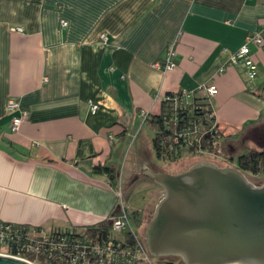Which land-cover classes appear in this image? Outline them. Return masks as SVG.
Here are the masks:
<instances>
[{
	"label": "crops",
	"instance_id": "crops-1",
	"mask_svg": "<svg viewBox=\"0 0 264 264\" xmlns=\"http://www.w3.org/2000/svg\"><path fill=\"white\" fill-rule=\"evenodd\" d=\"M254 31L264 40V0H0V220L50 232L112 217L93 167L153 169L141 141L155 156L146 117L169 92L215 85L219 153L264 146V43L253 80L231 64ZM9 98L29 110L16 132Z\"/></svg>",
	"mask_w": 264,
	"mask_h": 264
},
{
	"label": "water",
	"instance_id": "water-1",
	"mask_svg": "<svg viewBox=\"0 0 264 264\" xmlns=\"http://www.w3.org/2000/svg\"><path fill=\"white\" fill-rule=\"evenodd\" d=\"M163 189L145 228L153 256L186 264H264V182L201 160L177 173L143 168ZM0 264H36L0 253Z\"/></svg>",
	"mask_w": 264,
	"mask_h": 264
},
{
	"label": "trees",
	"instance_id": "trees-1",
	"mask_svg": "<svg viewBox=\"0 0 264 264\" xmlns=\"http://www.w3.org/2000/svg\"><path fill=\"white\" fill-rule=\"evenodd\" d=\"M146 120L154 128L153 148L159 159L169 162L179 161L184 154L198 155L204 152L217 154L220 150V130L211 104L210 96L204 93L187 97L184 91L169 92L162 97L161 112L148 114ZM234 159V155L230 156ZM237 166L247 175H259L264 172V146L253 148L237 156ZM94 172L107 174L111 183L117 180L115 168L103 164L93 167ZM132 222L142 227L144 212L132 210ZM115 215V214H114ZM0 225L10 226V251L31 261L42 264H59L56 260L45 258L41 254L27 252L22 245L30 242L28 234L39 232L41 229L27 224L12 223L0 220ZM85 229L94 239L120 242L113 234V216L101 222L83 227H68L50 231L55 234L62 230ZM143 240L145 237L143 236ZM19 243H22L19 246ZM131 240L127 244H132Z\"/></svg>",
	"mask_w": 264,
	"mask_h": 264
},
{
	"label": "built area",
	"instance_id": "built-area-1",
	"mask_svg": "<svg viewBox=\"0 0 264 264\" xmlns=\"http://www.w3.org/2000/svg\"><path fill=\"white\" fill-rule=\"evenodd\" d=\"M63 24L66 25L67 22L64 21ZM16 29L22 30V27L18 26ZM103 38L106 39V36ZM263 43L261 32L254 31L247 35L245 43L232 56L231 64L244 67L249 80H253L258 71V66L251 55L252 47H260ZM173 54L174 51L171 48L166 59V68L174 65L171 62ZM217 91L215 85L202 88V92L209 96H213ZM184 93L187 97L191 96L189 93ZM90 104L92 112L95 113L100 109V103L91 102ZM7 109L11 113L17 112L12 117L11 129L13 132L19 131L28 118L29 110L15 98L8 99ZM216 131L219 133L218 128ZM131 212L132 209L127 203H123L120 213L113 215L112 232L120 242L112 239L103 241L94 239L85 229L80 228L62 230L55 234L40 230L28 234V238L32 240L22 245L23 250L41 254L45 258L56 260L59 264H154L152 255L145 245V239L143 240L137 226L132 222ZM10 230V226L0 225V253L15 255L10 251ZM130 240L133 243L128 245L127 242ZM21 244L19 243V246ZM15 256L26 258L20 255Z\"/></svg>",
	"mask_w": 264,
	"mask_h": 264
},
{
	"label": "rangeland",
	"instance_id": "rangeland-1",
	"mask_svg": "<svg viewBox=\"0 0 264 264\" xmlns=\"http://www.w3.org/2000/svg\"><path fill=\"white\" fill-rule=\"evenodd\" d=\"M145 134L146 133H144V136H146ZM141 143L145 147L146 153L148 155L147 159L152 160V163H154L153 169L151 170H155V171L163 170L168 173L180 172L182 170L189 168L192 164L201 160H210L217 163L220 166H227V165L237 166V156L239 154L244 153L253 148L263 147L260 145H255L252 142L240 143L238 144V147L235 151L233 160L230 159V156H232V154L230 155L231 153L230 150L228 148H225L222 150V153L218 152V154H211L204 152L203 154H198V155L184 154L179 161L169 162L167 160L159 159L156 156V153L155 156L150 155L152 151L151 148L149 150V147L145 142V137L143 141H141ZM116 174H117L116 175L117 180L115 181V184H109L110 188L114 191L116 196V205H115L114 214L120 213V208L123 203H127V205L132 210H138L141 212L143 211L144 215H143L142 227H137V228H138V232H140L141 235L143 234V236L145 237V228L153 215L155 205L158 203V201L162 196L163 189L155 180L150 178L148 175L142 174L140 172L134 174L133 176H131V174L125 175L123 177L124 181L122 180V175L120 172ZM248 178L257 185L262 184L264 182V172L260 173L257 176L249 175ZM151 257L154 264H179L178 260L174 258L165 259L153 255ZM32 262L36 264H42L35 261Z\"/></svg>",
	"mask_w": 264,
	"mask_h": 264
},
{
	"label": "flooded vegetation",
	"instance_id": "flooded-vegetation-1",
	"mask_svg": "<svg viewBox=\"0 0 264 264\" xmlns=\"http://www.w3.org/2000/svg\"><path fill=\"white\" fill-rule=\"evenodd\" d=\"M142 174H144L143 171H142ZM255 184H256V183H255ZM160 257H161V258H165V259L174 258V259H177V260H178L179 264H186V263L184 262V260H183L181 257H179V256L166 255V256H160Z\"/></svg>",
	"mask_w": 264,
	"mask_h": 264
}]
</instances>
